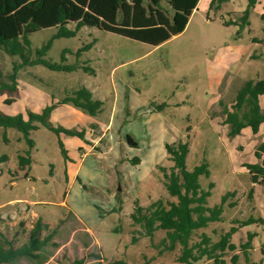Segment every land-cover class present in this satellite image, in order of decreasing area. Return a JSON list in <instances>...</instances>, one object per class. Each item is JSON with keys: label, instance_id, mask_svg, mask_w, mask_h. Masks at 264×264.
<instances>
[{"label": "rangeland", "instance_id": "374dc122", "mask_svg": "<svg viewBox=\"0 0 264 264\" xmlns=\"http://www.w3.org/2000/svg\"><path fill=\"white\" fill-rule=\"evenodd\" d=\"M247 5L248 0H229L215 10L201 0L184 30L158 46L85 26L73 37L55 38L43 56L60 63L65 54V64L79 67L73 71L32 63L58 27L32 33L28 64L19 72L17 90L0 94V111L29 119L30 112L42 114L81 87L103 106L91 115L72 104H55L46 123L36 122L32 149L20 130L0 127V158L6 157L0 162V240L15 246L27 242L40 217L50 226L42 237L54 229L59 244H49L52 256L45 264H70L85 256L86 264H94L91 252L102 254L106 264H186L178 262L181 244L171 249L163 241L165 230L146 236L132 219L137 203L148 207L158 199L177 200L168 194L162 167L170 171L173 165L166 145L183 140L190 146L188 169L204 160L210 164L211 176L200 177L204 190L214 183L208 206L235 193L226 200L222 220L198 230L192 243L204 232L217 241L237 227L232 241L240 245L255 233L251 259L264 264V223L259 221L264 184L253 182L247 166L264 160V152L256 155L264 123L258 133L246 127L230 136L224 122L225 107L244 83L264 79V10L259 4L245 24ZM23 62L21 55L0 48L5 75ZM7 98L13 101L5 103ZM259 100L264 111V94ZM60 127L83 136L58 132ZM127 135L137 144L130 145ZM248 219L255 222H237ZM235 254L238 263L244 262L239 248L227 252V264H238L232 262Z\"/></svg>", "mask_w": 264, "mask_h": 264}, {"label": "trees", "instance_id": "16d2710c", "mask_svg": "<svg viewBox=\"0 0 264 264\" xmlns=\"http://www.w3.org/2000/svg\"><path fill=\"white\" fill-rule=\"evenodd\" d=\"M166 2V5L164 4ZM199 0H0V48L11 55H21L25 62L15 63L13 69L5 75L0 68V94L5 91L17 90L19 72L28 64L26 48L30 46V35L40 29L58 27L54 34L41 49L38 50L39 58L33 60L34 64H43L56 71H73L78 65L65 64V54L61 62H52L43 58L51 47L55 38L73 37L83 27H97L141 42L158 46L174 35L182 32L193 14ZM229 0H211L210 9L218 10ZM258 0H248L242 20L249 24V16ZM264 19V12L262 14ZM74 24V28L70 25ZM94 72V71H93ZM264 94V79H249L241 89L231 106L225 107L224 122L229 124L230 136L239 134L244 128L251 127L254 133H258L264 123V111L260 107V96ZM13 99H5V103H11ZM55 104H72L83 112L97 115L103 106L101 99L94 98L91 90L81 87L72 95L65 96ZM55 104L44 109L42 114L29 113L26 119L22 113L5 114L0 111V127H14L23 133V137L30 146L34 147L32 132L39 128L36 122L46 123ZM58 132L82 137L81 131L60 127ZM7 141V137L5 138ZM63 153L66 150L61 143ZM169 158L173 165L168 171L163 168L164 183L171 197L177 200L158 199L148 207L135 206L132 219L144 230V235L153 237L159 229L166 231V238L171 249L180 243L182 252L178 258L180 263L194 264L203 259L213 261V264H227L225 255L229 251L242 250L245 260L238 263L239 255L232 257L233 263L259 264L251 259L253 239L255 233H249L245 242L237 245L232 241L237 227L221 234L220 239L212 241L210 235L202 233L199 241L192 239L200 229L207 228L210 223L222 220L224 205L229 195L223 196L222 202L214 207L208 206L214 183H210L209 190L202 189L200 177L211 176L210 164L207 160L196 165L192 170L188 169L187 158L190 146L187 141L166 145ZM264 152V142L259 145L256 155L261 158ZM6 157L0 158V162ZM22 163L27 164L28 158H22ZM253 182L264 184V160L261 163L247 165ZM233 205V204H232ZM264 223V219H259ZM236 222V221H234ZM240 225H248L255 222L254 219L237 221ZM50 226L44 224L39 218L36 224L29 230L28 241L15 246L8 241L5 244L0 240V264H19L22 260L30 264H45L52 256L48 246L59 247L53 237L56 230H52L45 237L42 234ZM139 240L133 236V241ZM52 242V243H51ZM166 243V242H165ZM8 245V246H6ZM96 261L94 264H106L102 254L91 252ZM70 264H86V256L75 258Z\"/></svg>", "mask_w": 264, "mask_h": 264}, {"label": "crops", "instance_id": "0c3cea01", "mask_svg": "<svg viewBox=\"0 0 264 264\" xmlns=\"http://www.w3.org/2000/svg\"><path fill=\"white\" fill-rule=\"evenodd\" d=\"M206 1H207V4H208V3L210 4V2H211V0H206ZM230 1H231V0H230ZM200 2H201V0L198 1L197 6H199ZM205 4H206V2H205ZM259 4L263 6V10H264V0H258V2L256 3V6H255V7H257ZM197 6H196V8L194 9L193 13L197 10ZM255 7H254V8H255ZM254 56H255V55L253 54L252 57H254ZM262 95H263V94H262ZM261 125H262V124H261ZM260 127H261V126H260ZM259 131H260V130H259ZM30 204H32V203H30ZM39 218H40V217H39ZM83 230H84L85 232H87V234H90V232H88V228H87V230L83 228ZM89 236H90V235H89Z\"/></svg>", "mask_w": 264, "mask_h": 264}, {"label": "water", "instance_id": "95a60500", "mask_svg": "<svg viewBox=\"0 0 264 264\" xmlns=\"http://www.w3.org/2000/svg\"><path fill=\"white\" fill-rule=\"evenodd\" d=\"M126 139L130 145H136L137 144V142L130 135H127Z\"/></svg>", "mask_w": 264, "mask_h": 264}]
</instances>
